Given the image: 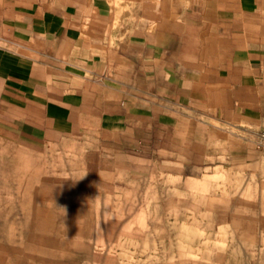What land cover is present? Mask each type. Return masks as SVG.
Listing matches in <instances>:
<instances>
[{
  "label": "crops",
  "instance_id": "0c3cea01",
  "mask_svg": "<svg viewBox=\"0 0 264 264\" xmlns=\"http://www.w3.org/2000/svg\"><path fill=\"white\" fill-rule=\"evenodd\" d=\"M228 125L264 126V0H0V127L14 137L78 139L86 166L132 175L169 141L225 143ZM25 240L0 229V264L64 256Z\"/></svg>",
  "mask_w": 264,
  "mask_h": 264
},
{
  "label": "rangeland",
  "instance_id": "374dc122",
  "mask_svg": "<svg viewBox=\"0 0 264 264\" xmlns=\"http://www.w3.org/2000/svg\"><path fill=\"white\" fill-rule=\"evenodd\" d=\"M221 131L225 143L169 141L127 175L86 166L78 139L34 145L0 127V229L51 243L55 264H264V126Z\"/></svg>",
  "mask_w": 264,
  "mask_h": 264
},
{
  "label": "built area",
  "instance_id": "2783aa9c",
  "mask_svg": "<svg viewBox=\"0 0 264 264\" xmlns=\"http://www.w3.org/2000/svg\"><path fill=\"white\" fill-rule=\"evenodd\" d=\"M264 145V133L259 136L258 146L262 147Z\"/></svg>",
  "mask_w": 264,
  "mask_h": 264
}]
</instances>
